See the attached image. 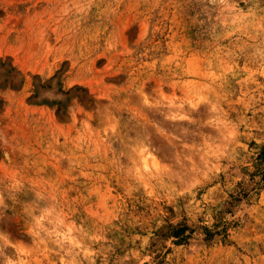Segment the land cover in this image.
I'll return each instance as SVG.
<instances>
[{
    "label": "rangeland",
    "instance_id": "374dc122",
    "mask_svg": "<svg viewBox=\"0 0 264 264\" xmlns=\"http://www.w3.org/2000/svg\"><path fill=\"white\" fill-rule=\"evenodd\" d=\"M0 264H264V0H0Z\"/></svg>",
    "mask_w": 264,
    "mask_h": 264
},
{
    "label": "trees",
    "instance_id": "16d2710c",
    "mask_svg": "<svg viewBox=\"0 0 264 264\" xmlns=\"http://www.w3.org/2000/svg\"><path fill=\"white\" fill-rule=\"evenodd\" d=\"M185 228H179V229H177L176 231H175V236L180 240V241H182V240H184L185 238H186V236L184 235V230ZM207 234L208 235H211V230H209V229H207Z\"/></svg>",
    "mask_w": 264,
    "mask_h": 264
}]
</instances>
